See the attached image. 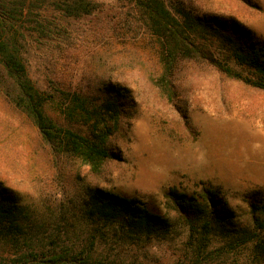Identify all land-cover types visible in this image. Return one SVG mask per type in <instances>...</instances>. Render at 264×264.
<instances>
[{"label":"rangeland","instance_id":"rangeland-1","mask_svg":"<svg viewBox=\"0 0 264 264\" xmlns=\"http://www.w3.org/2000/svg\"><path fill=\"white\" fill-rule=\"evenodd\" d=\"M94 1L103 5L102 13L63 22L57 31L66 30V35L34 43L27 66L39 88L82 83L98 92L107 83L129 90L133 108L111 142L119 159L106 163L99 175L89 176L83 168L55 177L37 126L0 96V183L28 206L30 217L40 220L53 216L59 205L67 218L81 211L91 185L137 199L166 217L175 215L171 194L206 202V193L216 191L214 197L232 214L229 238L252 229L255 220L264 228V88L190 63L178 74V98L170 102L140 55L118 48L105 52V44L115 40L110 31L114 23L107 16L116 12L117 1ZM188 6L250 30L264 59V0H189ZM231 66L247 75L235 63ZM226 239L212 240L211 253L195 260L187 245L188 230L174 225L149 245L126 247L124 256L143 264H264V256L254 258L251 245L226 254L213 252ZM109 248L115 251L116 245L103 246Z\"/></svg>","mask_w":264,"mask_h":264},{"label":"trees","instance_id":"trees-1","mask_svg":"<svg viewBox=\"0 0 264 264\" xmlns=\"http://www.w3.org/2000/svg\"><path fill=\"white\" fill-rule=\"evenodd\" d=\"M116 1V12L107 16L114 23L110 31L116 41L105 44V52L118 48L123 54L140 55L152 66V78L170 102L178 98V74L190 63L264 88V59L254 35L241 24L197 14L189 0ZM103 11L94 0H0V96L37 126L57 178L83 168L89 176L99 175L106 163L118 160L111 142L134 101L129 90L117 84L104 83V91L98 92L82 83L39 88L29 74L27 54L38 41L66 35V30L57 31L63 22ZM86 190L82 212L75 210L67 218L59 205L54 217L40 220L30 217L28 206L0 183V264H143L128 261L125 248L149 245L174 225L188 230L187 245L195 260L209 255L211 241L219 236L228 239L213 252L226 254L251 245L255 259L264 256V228L256 220L252 229L229 238L232 214L215 198L216 191L206 193V202L171 194L175 215L166 217L137 199L91 185ZM109 243L116 245V252L103 249Z\"/></svg>","mask_w":264,"mask_h":264}]
</instances>
